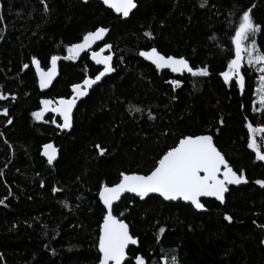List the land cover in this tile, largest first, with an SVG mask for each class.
Listing matches in <instances>:
<instances>
[{
	"label": "trees",
	"instance_id": "16d2710c",
	"mask_svg": "<svg viewBox=\"0 0 264 264\" xmlns=\"http://www.w3.org/2000/svg\"><path fill=\"white\" fill-rule=\"evenodd\" d=\"M136 1L123 19L98 0H0V92L9 97L0 99V264H98L102 186L122 173L149 174L181 138L206 133L249 182L230 187L225 204L203 199L207 212L156 195L124 196L114 214L139 238L125 264L138 255L147 264H171L173 255L179 264H264V187L255 183L264 179V161L248 146L247 128L264 125L258 74L243 67V92L221 75L234 58L231 38L243 11L252 8L264 27V0ZM100 27L110 32L96 50L112 45L106 53L116 71L79 103L69 131L52 111L34 120L43 99L69 98L73 85L102 71L91 52L66 59L70 45ZM253 38L264 49V32ZM152 47L209 75L160 72L140 56ZM53 55L60 74L41 92L33 58L47 69ZM48 142L59 148L56 162L42 155Z\"/></svg>",
	"mask_w": 264,
	"mask_h": 264
},
{
	"label": "snow or ice",
	"instance_id": "6c2138e0",
	"mask_svg": "<svg viewBox=\"0 0 264 264\" xmlns=\"http://www.w3.org/2000/svg\"><path fill=\"white\" fill-rule=\"evenodd\" d=\"M105 4H111L118 12L127 17L130 12L137 7L135 0H104ZM206 3V0H204ZM203 6V5H202ZM109 29L100 27L95 31L85 34L81 42L72 44L67 51L70 59H77L82 52L91 51V59L99 65H103V70L93 77H87L82 84L73 85L75 95L70 99L60 98L56 103L57 107L51 111L60 113L63 116V123L59 125L61 128H71L72 126V110L76 105L77 98L85 96L88 89L97 82L101 81L107 74L116 71L113 67V54L105 55L106 50H111L112 45L104 43L99 50L92 51V45L98 41H102ZM264 32V27L255 23L252 16V8L243 11L238 27L234 31L231 38L235 45L234 58L227 62L226 70L221 73L226 82L237 83L241 91L245 89L246 77L242 71L247 57V64L259 65L258 71L259 84L256 93L259 97V105L264 106V49L257 46L256 40L253 38L257 33ZM151 37L152 33H147ZM251 46L249 47L248 44ZM140 55L146 57L153 62L157 68H169L175 73L187 72L193 77L208 76L207 67H193L189 59L180 56L164 55L155 47L150 51H141ZM34 59L36 68L40 72V85L45 88L57 74V61L60 57L53 55L51 57V67L45 71L40 67V61ZM25 68L28 65H24ZM176 86H180L182 81L174 80L171 82ZM9 97L0 92V99L7 100ZM45 108L41 111L33 113L37 119L43 118L44 111L48 110V106L53 103L50 100H43ZM139 111V109H135ZM264 114V107L259 109ZM4 116L9 115L7 108L3 109ZM11 124L12 120L9 119ZM223 123V121H221ZM247 128L251 134L248 144L256 152L257 159L264 161V151L261 150L262 145L258 144L256 133L261 134L260 139L264 140V125L254 127L252 122L247 123ZM44 155L48 157L49 163L56 158V150L52 144L44 146ZM101 149V154L103 153ZM122 178L119 183L109 186L105 184L99 193L103 204L106 206V215L103 218V226L99 237V252L102 254L99 264H125L127 259V249L130 244L136 245L137 238H134L129 231V225L121 218L113 214V204L121 199L124 193H135L139 197H147L150 193H158L166 200L190 201L196 209H204L205 205L201 202V197H215L223 202L225 193L228 192V185L247 183V176L241 171L234 170L229 164L225 155L217 148L213 141V136L188 135L181 138L178 144L171 147L159 159L157 166L150 171L149 174H121ZM255 183L264 187V179L256 180ZM58 189H54L57 191ZM4 201L0 200V203ZM227 220L231 221L232 217L227 216ZM166 229L160 227L159 233H165ZM136 264H147L143 255L135 257ZM171 264H179L177 256L171 257Z\"/></svg>",
	"mask_w": 264,
	"mask_h": 264
},
{
	"label": "water",
	"instance_id": "95a60500",
	"mask_svg": "<svg viewBox=\"0 0 264 264\" xmlns=\"http://www.w3.org/2000/svg\"><path fill=\"white\" fill-rule=\"evenodd\" d=\"M84 2H89V1H91V0H83ZM98 1H101V2H103L104 3V0H98ZM113 2L115 3V2H117V0H113ZM135 2H136V5H137V1L135 0ZM105 4V3H104ZM105 6L106 7H108V8H110V9H112L118 16H121L123 19H128L130 16H131V14L136 10V8L135 9H133L131 12H130V14H129V16H127V17H125L123 14H122V12H118L117 10H116V8L115 7H113L111 4H105ZM107 29H109V31H108V33L105 35V37H104V39L102 40V41H98L96 44H94V45H92V48H91V50L92 51H97V50H99V49H97L96 50V48H97V46H99L100 44H102L104 41H105V39H106V37L108 36V34H109V32H110V28H107ZM153 48V47H152ZM156 48V47H155ZM151 49V48H150ZM150 49H146V50H142V51H150ZM157 49V48H156ZM158 50V49H157ZM159 51V50H158ZM86 52H91V51H89V50H86L85 52H82L81 53V55L82 54H84V53H86ZM105 55H107L106 54V52L104 53ZM163 54V53H162ZM141 56V55H140ZM171 56H174V55H171ZM141 58H143L144 60H146L147 62H149V63H151L153 66H155V68L158 70V71H160V72H162V71H164V70H169L172 74H174L175 76H183L184 74H189V73H187V72H184V73H175V72H172L171 71V69H169V68H163V69H160V68H157L156 67V65L153 63V62H151V61H149L146 57H143V56H141ZM60 60H61V58L57 61V74H56V76L52 79V81L49 83V85L47 86V87H45V88H42L41 87V85H40V79H41V76H40V72L38 71V69L36 68V65H35V63H34V61H33V67H34V69H35V72H36V75H37V80H38V86H39V88H40V91L41 92H46L47 90H49L50 88H51V86L53 85V83L55 82V80L58 78V76H59V74H60V68H59V63H60ZM190 62V61H189ZM191 64V63H190ZM103 66V65H102ZM40 67L42 68V69H44L45 71H47L50 67H51V62H50V66H49V68H44V67H42V65H41V62H40ZM110 75V73L109 74H107L105 77H103L102 78V80L101 81H99V82H97V84L96 85H93L91 88H89L88 89V93H87V95H85V96H81V97H79V98H77V102H76V105H75V107L73 108V110H72V126H73V120H74V113H75V111H76V109H77V106L79 105V103L82 101V100H84L88 95H89V93L99 84V83H101L102 81H103V79H105L107 76H109ZM94 78V77H93ZM83 82V81H82ZM82 82H80V84H82ZM73 92H72V95L69 97V98H65V99H70V98H72L74 95H75V93H74V89L72 90ZM60 98H58L57 99V101L59 100ZM56 101V102H57ZM58 105H56V107H57ZM53 112V111H52ZM57 117H59L60 119H61V124L63 123V116L60 114V113H57V112H53ZM72 126H71V128H72ZM71 128H67V129H65V128H61V130L62 131H69ZM206 134H208V135H212V134H209V133H206ZM199 135H203V134H199ZM213 136V135H212ZM213 141H214V143H215V140H214V136H213ZM47 144H52L53 146H54V148H55V150H56V158H55V160L53 161V162H56V160L59 158V148L55 145V143L54 142H48V143H46L45 145H47ZM45 145H43V147H42V155L48 160V157L46 156V155H44V152H45V148H44V146ZM215 145H216V143H215ZM217 146V145H216ZM217 148L219 149V147L217 146ZM220 150V149H219ZM221 151V150H220ZM105 152V150L103 151V153ZM222 152V151H221ZM100 153H101V151H100ZM102 153V154H103ZM223 153V152H222ZM226 158V157H225ZM229 162V161H228ZM229 164H230V162H229ZM231 165V164H230ZM235 170V169H234ZM134 173H137V174H143V173H138V172H134ZM123 174H132V173H123ZM143 175H147V174H143ZM121 178H122V175H121ZM121 180V179H120ZM249 182V180L247 179V183ZM119 183V182H118ZM247 183H241V184H230V185H228V192H229V190H230V187H240V186H242V185H245V184H247ZM104 186V185H103ZM103 186H102V188H103ZM102 188H101V190H102ZM100 190V191H101ZM100 191H99V193H100ZM228 192H226L225 193V199H224V201L223 202H221V201H219L217 198H215V197H201V202L203 203V199H214V200H216V201H218L219 203H221V204H225V201H226V196H227V194H228ZM128 194H130V195H134V196H137V197H139L137 194H135V193H131V192H128V193H124V194H122V196H121V199L119 200V201H117V202H114V204H113V214H114V208H115V206L116 205H118L120 202H121V200L123 199V197L124 196H126V195H128ZM151 195H156V196H160L163 200H165L166 202H177V201H182V202H184V203H188V204H191L192 205V203L190 202V201H184V200H182V199H178V200H166L164 197H162L160 194H158V193H150L147 197H143V198H141V197H139L141 200H146L149 196H151ZM99 199H100V201H101V203H102V205L105 207V209H106V206L103 204V201H102V199L100 198V196H99ZM204 204V203H203ZM194 208H195V206L194 205H192ZM196 209V208H195ZM197 211H199V212H207L208 211V209H207V207L205 206V208L204 209H196ZM105 215H106V213H105ZM115 215V214H114ZM117 216V215H116ZM118 218H120L119 216H117ZM122 219V218H121ZM124 220V219H123ZM125 221V220H124ZM125 223H127L126 221H125ZM128 224V223H127ZM129 225V224H128ZM102 226H103V221H102V224H101V230H100V235H101V231H102ZM129 231H130V233H131V230H130V226H129ZM132 234V233H131ZM100 237V236H99ZM134 238H137V240H138V243L136 244V245H132V244H130L129 245V247H128V249H127V253H128V255H127V259H126V261L128 260V258H129V250H130V248L131 247H138L139 246V238L138 237H135V236H133ZM99 245V244H98ZM99 249V248H98ZM102 254L100 253V256H101ZM126 261H125V263H126ZM98 264H99V262H98Z\"/></svg>",
	"mask_w": 264,
	"mask_h": 264
},
{
	"label": "rangeland",
	"instance_id": "374dc122",
	"mask_svg": "<svg viewBox=\"0 0 264 264\" xmlns=\"http://www.w3.org/2000/svg\"><path fill=\"white\" fill-rule=\"evenodd\" d=\"M248 46H249V47L251 46L250 41H249ZM108 51L111 52V50H108ZM244 66H250V67H252L254 70H256V72H257V74H258V78H259V76L261 75V74L259 73V71H258L259 65H256L255 63H253V65H248V64H247V57H245V63H244ZM258 84H259V79H258V81H257V86H258ZM46 99H47V100H50V101H53V103L50 104V105L48 106V110H47V111H44V113H43V118H42V119H37V118L33 115L34 120H36V121H42V120L44 119L45 115H46L48 112H51V109H52V108H55V107H56L57 103H56L55 100H53V99H48V98H46ZM43 100H45V99H43ZM255 103H256V108L260 109L261 107H263V106L259 105V97H258L257 93H256ZM44 108H45V105L42 103V107H41V109L38 110V111H41V110H43ZM36 112H37V111H36ZM34 113H35V112H34ZM257 127H260V126H257ZM256 136H257V138H258V141H257L258 144H261V145L264 147V140L260 139L261 134H260L259 132H257V133H256Z\"/></svg>",
	"mask_w": 264,
	"mask_h": 264
},
{
	"label": "flooded vegetation",
	"instance_id": "af4514ba",
	"mask_svg": "<svg viewBox=\"0 0 264 264\" xmlns=\"http://www.w3.org/2000/svg\"><path fill=\"white\" fill-rule=\"evenodd\" d=\"M101 45V44H100ZM105 52H107V50L105 51ZM106 54H108V53H106ZM103 70V69H102Z\"/></svg>",
	"mask_w": 264,
	"mask_h": 264
},
{
	"label": "bare ground",
	"instance_id": "6f19581e",
	"mask_svg": "<svg viewBox=\"0 0 264 264\" xmlns=\"http://www.w3.org/2000/svg\"><path fill=\"white\" fill-rule=\"evenodd\" d=\"M208 209V208H207Z\"/></svg>",
	"mask_w": 264,
	"mask_h": 264
}]
</instances>
